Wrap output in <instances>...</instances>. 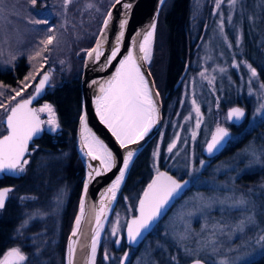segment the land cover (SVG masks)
<instances>
[{"label":"rangeland","instance_id":"obj_1","mask_svg":"<svg viewBox=\"0 0 264 264\" xmlns=\"http://www.w3.org/2000/svg\"><path fill=\"white\" fill-rule=\"evenodd\" d=\"M113 1L77 0L68 6L65 14L62 0H37L34 8L29 5L28 0H2L0 41L6 38L7 43L0 44V70L13 68L21 56H24L28 63L26 74L16 85L2 83L19 90L20 82L24 81L29 73L35 74L41 64V74L45 70L51 73L52 87L77 75L80 77L85 57L82 50H88L91 46L81 47L77 39L83 35H96L97 23ZM89 2L94 3L96 7L84 11ZM191 9L194 16L189 29L194 32L189 38L195 41L192 55H189L186 69L182 72H186L184 78L167 99L163 89L167 34L161 20L158 21L149 67L152 65L154 73L151 68L150 70L157 87L159 90L163 89V128L147 145V166L145 165L142 171L149 175V178L142 182L140 180L136 186V182H133L132 186L121 190L97 249L96 264H188L194 259H201L207 264H219L224 258L228 259L229 264H243L264 252V241L257 243L260 235H264V110L256 111L260 104L264 103V98L259 95V83L264 82V0H241L235 10L231 9L227 2L222 4L220 11L225 19L224 35L218 28L220 14L215 9L214 0H192ZM30 20H47L48 23H29ZM65 21L67 26L62 27ZM68 26L72 27V31ZM49 28L54 29V32H49ZM53 34L56 39L48 46L49 51L44 53L48 57L47 62L41 58L30 62L28 57L34 54L39 42ZM228 42H231V47ZM155 48L158 49L156 55ZM13 56L16 59L9 63ZM207 56L212 59H206ZM251 58L260 59L258 63L263 73ZM245 61L258 73V79H253L251 85L248 84L250 70ZM236 63H239L240 67H235ZM206 68L209 76H215L214 84L199 76ZM219 68H224L225 71L220 72ZM38 77L40 76L36 79ZM34 83L35 81L32 82L33 86L23 93V98L34 89ZM249 87L253 89L252 95H249ZM11 94L10 91H5L2 102L8 103ZM193 98L199 104L202 114L199 128L195 126ZM238 100L248 108L243 129L247 136L227 151L220 160L208 163L202 154L204 146L217 126H225L226 107ZM14 103L12 102V105ZM45 103L54 107L48 101L42 102L39 107ZM6 114L4 109H0V136L6 132L2 122ZM190 114L191 119H186ZM61 128L60 124L59 130L49 132L56 133ZM45 129L47 130V126ZM242 133L239 131L235 134L231 143L238 140ZM173 141H176V147L169 153L167 148ZM252 151L256 152V158L250 154ZM29 153H33V149H30ZM26 158L30 161L28 154ZM37 165L30 168L28 164L22 174L31 175V182L35 180L32 188L36 186L41 191L40 194L14 191L13 187L9 193V197L15 200L14 204L20 211L13 234L15 244L11 247L21 248L28 254L29 262L33 260L32 264H61L59 247L64 239L66 241L69 230L66 231L67 215L71 207L69 191L63 185L60 168L46 161H38ZM163 167L178 177H190L194 184L163 221L162 229L150 237L137 254L131 257L132 251L123 243L116 245L118 236L124 232L126 221L133 213V202L139 192L145 189L152 175ZM249 174H255V179L249 180ZM39 185L42 187L39 188ZM62 189L65 190V195L57 211L53 201ZM21 197L36 199L21 200ZM241 197L249 202L247 210L230 209L231 200ZM221 200H226V203L221 205ZM205 203H210L211 207H203ZM38 213H43V217L37 215ZM33 215H36V218L30 219ZM244 216H254L257 226L246 228L243 234L237 232L231 238L230 228H226L224 234L217 232L215 236H211L212 225H235ZM117 218L120 230L117 235H112L111 230ZM25 220H29V223L26 228H21ZM205 224L208 228L201 231ZM186 226L190 227L191 233L185 234ZM180 234H185L187 238L179 239ZM209 238L214 240L215 244L208 243ZM214 247L217 249L215 252ZM9 249L11 248L5 252ZM105 252L108 254L107 259ZM126 253L127 258L122 260ZM172 257H175V260Z\"/></svg>","mask_w":264,"mask_h":264},{"label":"snow or ice","instance_id":"obj_2","mask_svg":"<svg viewBox=\"0 0 264 264\" xmlns=\"http://www.w3.org/2000/svg\"><path fill=\"white\" fill-rule=\"evenodd\" d=\"M31 7H35L37 0H28ZM77 2V0H62L63 11L66 14L68 6ZM163 2V0H161ZM227 2L229 7L235 10L238 4H241V0H214L215 9L220 14V20L218 28L222 35H224V15L221 10V5ZM2 3V0H0ZM117 4H121V0H114L112 8ZM96 6L94 3L89 2L85 5L84 11H89L94 9ZM125 9H131L132 5L124 4ZM98 11V9H97ZM3 12V8L0 7V13ZM112 11L109 10L106 13V17L103 20V29H107L110 22L112 21ZM229 22L231 21V16L228 17ZM29 23H48L47 20H36L28 21ZM127 12L122 20L119 21V36L117 37L116 46L111 49L110 55L105 57V63L102 68L107 67L112 64V61L117 59L120 54V42L124 35V28L126 27ZM67 26V21L62 25V27ZM156 24L152 23L147 32L137 34V39L133 41L132 48L134 50H128L127 54L123 56L122 59L118 61V67L116 68L114 74L102 81H93V84L99 85L100 95L96 97L95 105L96 111L99 113V118L115 135L116 139L119 141L120 146L128 148L130 144L137 143L142 140L144 136L148 133L152 125L158 119L159 108L158 101L154 99L159 97V92L153 90L149 86V79L151 73L148 72V76H145V72L148 71L147 68H143L145 62H151L152 54V43L154 40ZM49 32H54V29L49 28ZM142 36V40L139 38ZM106 33L101 32L100 38L96 40L95 46L90 50H82L88 60L96 62L99 61L101 56L104 55L102 51L105 43ZM56 39L55 35H49L47 39L41 40L39 46L33 55L28 57L29 61L36 60L37 58L43 59L46 63L48 57L44 55L45 52L49 51L48 46L52 45ZM239 42V41H237ZM7 43L5 38L0 41V44ZM228 46L231 47V42H228ZM0 54H2V47H0ZM221 55H223L221 53ZM16 59L15 56L12 57V61ZM206 59H212L211 56H207ZM63 63V62H61ZM245 65L250 70V77L248 84L251 85L253 79H258V73L255 68H253L247 62ZM235 67H240L239 63L234 65ZM43 68V64L40 65V69ZM40 69L36 70L35 74L29 73L25 77L24 81L20 82L19 90L16 88H11L10 86L4 85L0 82V109H4L7 113L6 117L2 121L7 127V134L0 137V174H22L26 171V167L29 164V159L26 158V154L29 153V142L33 140L34 137H38L39 134L45 130L55 132L60 129V123L58 121L57 113L54 107L45 103L40 107H31L33 100L37 97L43 95L46 86H50L51 73L44 72L41 74ZM215 71V69H213ZM220 72H224V68H219ZM207 68L199 73V76L203 80H208L210 84L215 83V76H209L207 74ZM40 76V79L35 83L34 95H30L29 98H23V93L30 87L33 86L32 82L36 81V77ZM154 85V81L152 82ZM260 97L264 98V82L259 83ZM5 91H10L12 94L8 97V103H4V93ZM253 94V89L249 87V95ZM20 98V99H18ZM12 102H15L14 106ZM192 104L195 106L194 111L196 113V128H199L202 122V114L200 112V106L197 104L195 98L192 100ZM264 110V103L260 104L259 108L256 109L257 112ZM41 114H46L47 119H41ZM245 112L242 108L234 107L231 108L227 113V118L229 120H239L244 117ZM80 119V150L83 156L87 157L90 161H98L99 166L94 167L90 162L87 164L88 173L87 180L91 182L96 176H100L102 173L111 171L115 164V158L112 151L108 146L102 141L88 126V116L86 112H83ZM186 119H191V114L186 117ZM229 133L227 129L221 126H217L215 132L211 135V139L206 144V151L212 154L214 151H218L220 147H223V142L225 138L228 137ZM195 136V133H193ZM179 137H177V140ZM176 147V141H173L167 151L171 153ZM35 151V148L33 149ZM133 150H128L126 157L122 162V168L119 171V175L116 177L115 181L111 183L103 193L102 199L100 200L99 207L95 204L89 205L88 215L89 223L92 220L95 221V228L93 229V237L89 244H80L79 239L76 238L81 233V222L85 218V208L86 201L84 198L81 199L79 204V214L75 218L74 228L71 233L70 243L68 246V264H74V257L77 251V245L79 244L81 251L85 247L90 248V252L87 255L85 264H96V254L97 246L99 243L101 229L103 227V220L101 217L105 216L106 212L109 210V203L116 198L117 191L119 190L121 183L124 180L126 170L129 167L134 156ZM253 158H256V152L252 151L250 153ZM158 155V152L156 153ZM203 164V161H201ZM187 182L182 185L178 180L169 176L164 172H157L156 179L148 185L147 190L143 194V199L139 201V216L131 220L130 224L127 225V235L130 241H136L138 237L143 235V232L151 228L152 224L157 220L158 217L162 215V210L166 205L170 203L173 199V194L181 190ZM88 184L84 185V196L87 195ZM12 191L10 188L0 189V209L5 207L6 200L8 199L9 193ZM65 195V190H61L57 196L54 198V204L56 210L58 211ZM21 200H35V197H21ZM230 199V198H228ZM221 205L226 203V200L219 201ZM248 201L243 197L231 200L229 203L230 209H240L242 211L247 210ZM203 207H211L210 203H205ZM41 218L43 213H38ZM36 215L30 217V219H35ZM29 220H25L21 224V228H26ZM256 221L254 216H244L235 225L227 224H214L212 225L213 231L211 236H215L217 232L224 234L226 228H230L229 237L235 233L243 234L246 228L256 227ZM208 228L205 224L201 231ZM119 218L115 221V226L112 228V235H117L119 232ZM19 231V230H18ZM191 233L190 227L186 226L185 234ZM185 234H180L179 239H186ZM264 241V235H260L257 243ZM119 243V241H117ZM208 243L215 244V241L209 238ZM232 249H229L231 251ZM213 251H217L214 247ZM105 258H108L107 252H105ZM127 253L125 257L126 259ZM175 260V257H172ZM0 264H30L28 254L24 253L21 248L13 247L5 252L2 258H0ZM193 264H202L200 259H194ZM219 264H229L227 258L222 259Z\"/></svg>","mask_w":264,"mask_h":264},{"label":"trees","instance_id":"obj_3","mask_svg":"<svg viewBox=\"0 0 264 264\" xmlns=\"http://www.w3.org/2000/svg\"><path fill=\"white\" fill-rule=\"evenodd\" d=\"M191 4L192 0H165L160 12L158 21L160 22L161 20L167 34L165 72L163 75V89L165 92L168 90L169 93L174 92V84L182 76V72L187 65V59L189 55H192L191 50L195 41L189 38V35L192 36L194 32L191 28L189 29L194 16ZM104 15L97 23L96 35L102 24ZM68 27L72 31V27ZM199 31L198 29V34ZM198 34L196 32V35ZM96 35L90 37L83 35L82 37H78L77 42L81 47H90L94 43ZM155 49L154 54L156 55L158 49ZM251 59L255 66L263 73V69L259 67L258 63L260 59ZM150 68L153 71L152 65H150ZM27 70V60L24 56H21L16 60L13 68L0 70V82L14 86L24 77ZM44 98L54 105L62 128L56 133L45 131L39 139L35 140L31 146V149L35 148V151L29 155V165L30 168H34V166H38V161H46L61 169L63 185L69 191L68 196L71 204L69 215H67L68 223L70 222L69 227L66 219V231L69 229V232L77 213L84 180L83 165L75 150V134L82 105L79 75L57 83L47 91ZM165 98L167 99L168 97ZM147 148L148 146L135 159L122 191L130 185L132 186L133 182H136L134 183V186H136L140 180L142 182V180L145 181L149 178V175H145V172L142 171L145 165L147 166ZM247 178L249 180L255 179V174H249ZM33 182H31V175L28 174H22L19 177L5 175L3 178H0V184H11L14 191L40 194L41 191L36 186L34 189L32 188ZM41 187L39 185V188ZM14 202L15 200L9 197L3 211L0 213V255L7 248L15 244L13 234L14 228L20 218V211ZM60 254L62 256L61 264H65V239L59 247ZM31 261L33 262V260ZM243 264H264V252Z\"/></svg>","mask_w":264,"mask_h":264},{"label":"water","instance_id":"obj_4","mask_svg":"<svg viewBox=\"0 0 264 264\" xmlns=\"http://www.w3.org/2000/svg\"><path fill=\"white\" fill-rule=\"evenodd\" d=\"M164 2H165V0H163V2H161V0H121V4H117L114 8H112V5L114 3V1H113L111 3V5L109 6L108 10L106 11V13L109 10L112 11V17H113L112 21L110 22L107 29H103V24H101L99 31L96 35V38L94 40V43L88 49V50H90L95 46L96 40L100 38V33L103 31L106 33L105 43H104V46L102 49V51L104 52V55L101 56L100 60L96 61V62L88 60L86 55L84 57L83 67H82V71H81V75H80L82 105H81V111H80L79 117L81 116V114L83 112L87 113L89 128L102 141H104V143L112 151L113 156L115 158V164H114L113 168L111 169V171L106 172V173H102L100 176H96L95 179H93L91 182H88V180H87V173H88L87 164L90 162L94 167H98L99 162L98 161H90L87 157L83 156L81 153V150H80V128H81V125H80V119L78 117L76 134H75V150L78 154V157L81 160V163L83 165V170H84V180H83V187H82V191H81L80 201L82 198L85 199L86 208H85V218L81 222V233H82V235H79L78 237L72 238V239H79L80 244H89L90 245V241L94 235L93 229L95 228L96 225H95L94 220H92V222L89 223V215H88L89 205L95 204L97 207H99L100 200L102 199L103 193L105 192V190L108 187H110L111 183L114 182L116 177L119 175V171L122 168V162H123L124 158L126 157L127 151L133 150L135 154H134L131 162L129 163V167L126 170L124 180L121 183L119 190L117 191L116 198H115V200H113L109 203V205H108L109 210L106 212L105 216L101 217V219L103 220V227L101 229L100 240H99V243L97 246V249H98L100 242H101L103 232H104L105 227L108 223V220L110 219V217L113 213V210L116 206L117 199H118L119 194L123 188L125 180L127 179L128 172H129V169H130L132 163L135 161L137 156L142 152V150L157 136V134L159 133V131L162 127V122H163L162 95H161L159 88L156 85L154 76L150 70L148 62L144 63L143 68H147V70H148L145 72L146 77L148 76V72L151 73V77L149 79V86L153 88L154 92L155 91L159 92V97L154 96V99H157V101H158V108H159L158 119L152 125V127L150 128V130L148 131V133L144 136V138L142 140H139L137 143L130 144L128 146V148H124V147L120 146L119 141L116 139V137L112 133L111 129H109L107 127V125H105L103 123V121L100 120L99 113L96 111V105H95L96 97L98 95H100L99 85L93 84L92 82L93 81H102V80H106V79L110 78L114 74L116 68L119 66L118 61L120 59H122L124 55L127 54V51L128 50L137 51L136 49L132 48L133 41L137 39V34L147 32L152 23L156 24V28H155V35H156L157 24H158L160 12H161V9H162ZM129 3L132 5L131 9H125L123 7V5L129 4ZM126 12H127L128 23L123 30L124 35L121 38V42H120V54L117 56L116 60L112 61L111 65L102 68V65H104V63H105V57L110 55L111 49L116 46L117 37L119 36V32H120L119 21L124 18ZM106 13L104 15L103 20L106 17ZM155 35H154L153 41H155ZM139 39L142 40V36ZM263 52H264V47H263ZM45 72H49V71H45ZM185 74H186V72H184L182 74V76L178 80L177 85L182 81ZM39 79H40V77H39ZM153 81H154V85L152 83ZM51 85H52V83L50 81V86ZM50 86H46V89H45L43 95H41V96L37 97V99L33 100V104L31 105V107H37L35 102L44 96L47 88ZM34 94L35 93L33 91L30 95H34ZM30 95H28L24 98H29ZM14 104L12 106H14ZM234 107L242 108L245 112L244 117H242L239 120H235V119L229 120L227 118V113L231 108H234ZM6 115L4 116V118L6 117ZM225 117L229 122H235L237 124H241L247 118V108L243 105H240V104L229 105L226 109ZM4 118H3V120H4ZM41 119L46 120V117L43 114H41ZM5 127H6V125H5ZM221 127H224V126H221ZM225 129H227V128H225ZM45 131H46V129L44 131H42L38 137H34L33 140L29 142V146H28L29 151L31 149V145L35 142V140L39 139ZM227 131H228L229 135H228V137L225 138V141L223 142V147H220L218 151H214L212 154H209L206 151V144L211 139V136H210V138L207 140V142L204 146V149H203L204 155H206L207 157H216V156H219L220 154H222L227 149L226 146H227V143H228L229 138H230V131L228 129H227ZM214 132H215V130L213 131V133ZM6 134H7V127H6V132L4 134H2L0 137H2L3 135H6ZM26 156H27V154H26ZM158 172L167 173L169 176L178 180L182 185H184V182H187V184L185 186H183L181 190H178L177 193L173 194L174 198L171 199L170 203L165 206V208L162 210V215L157 218V220L152 224L151 228H149L147 231L143 232V235L141 237H138L137 240L133 242V241H130L128 239L127 225L130 224V222L133 218L139 216V210H138L137 214L132 216L127 221L126 226L124 228L123 236H124V241H125L126 245L138 247L143 242V240L146 238V236L152 231L156 222H158L161 219V217L170 209V207L173 205V203L178 198H181L187 192L189 187L191 186V178L190 177L177 178L173 173H171L170 171H168L166 169L160 170ZM5 175H10V176H14V177L20 176V174L8 173V174H0V178H2ZM156 176H157V173L153 176L150 183H152V181L154 179H156ZM85 183L88 184L86 197L84 196V185H85ZM2 188L12 189V186L6 185L3 187H0V189H2ZM147 188H148V186H147ZM147 188H146V190H147ZM8 198H9V196H8ZM142 199H143V197H142ZM80 201H79V204H80ZM78 214H79V206H78L75 218ZM75 218H74L73 224L71 226V229L66 236L65 255H64L65 264H68V259H67L68 258V246L70 243L71 233H72V230L74 228ZM121 238H122V234H120L118 236L117 241H119V243L121 241ZM119 243H117V245H119ZM89 252H90L89 247H85L83 249V251H81L80 246L78 244L77 245V251H76L75 257H74V264H85V260L87 259V255ZM201 261H202V264H207L205 261H203V260H201ZM188 264H193V261L189 262Z\"/></svg>","mask_w":264,"mask_h":264},{"label":"flooded vegetation","instance_id":"obj_5","mask_svg":"<svg viewBox=\"0 0 264 264\" xmlns=\"http://www.w3.org/2000/svg\"><path fill=\"white\" fill-rule=\"evenodd\" d=\"M185 69H186V67H185ZM45 71H47V70H45ZM44 71V72H45ZM43 72V73H44ZM42 73V74H43ZM39 79V77L36 79V81H35V83L37 82V80ZM180 79V78H179ZM178 79V80H179ZM35 83H34V87H35ZM177 83H178V81L177 82H175V84H174V90H176L177 88H178V86L180 85V84H178L177 85ZM181 83V82H180ZM53 84V83H52ZM50 87H52V86H50ZM50 87H48L47 88V90H46V93H47V91L48 90H50L49 88ZM34 91V89L31 91V93ZM160 92H161V95H162V102H163V89H161L160 90ZM31 93H29L28 95H30ZM46 93L44 94V96L42 97V98H40L38 101H36L35 102V104L37 105V108L39 107V105H41V103L42 102H47L48 100H46L44 97H45V95H46ZM166 95H165V97H167V96H169V90L168 91H166V93H165ZM49 102V101H48ZM233 104H240V105H243V106H245L244 104H243V102H241V100H238L237 102H234ZM228 107V106H227ZM227 107H226V109H227ZM246 107V106H245ZM247 108V107H246ZM226 112V111H225ZM45 117H46V119H47V115L46 114H43ZM225 115V114H224ZM247 115H248V108H247ZM246 121H244L243 123H241V124H237V123H235V122H229L227 119H226V124H225V128H227L229 131H230V138H229V141H228V143H227V146H226V150L222 153V154H220L219 156H216V157H207L206 155H204V153H203V151H202V154H203V156L205 157V160L206 161H208V163H213V162H215V161H217V160H220L223 156H224V154L227 152V151H229L231 148H233L235 145L237 146L238 145V143L239 142H241L242 140H243V138H245V136H247V132H245V131H243V129H244V127H245V123ZM162 128H163V124H162V127H161V130H162ZM240 131V133H242L241 134V136H240V138L238 139V140H236L235 142H233V143H231V140H232V137L235 135V134H237L238 132ZM210 138V137H209ZM208 138V139H209ZM229 143H230V145H229ZM34 144V143H33ZM32 144V145H33ZM134 163V162H133ZM133 163H132V165H133ZM132 165H131V167H132ZM131 167H130V169H131ZM130 169H129V172H130ZM163 169H166V170H168L167 168H161L160 170H163ZM168 171H170V170H168ZM129 172H128V174H129ZM171 173H173L177 178H182V177H178L174 172H172V171H170ZM155 175V174H154ZM154 175H152V178H153V176ZM8 176H10V175H8ZM4 177V176H3ZM2 177V178H3ZM12 177V176H11ZM14 177V176H13ZM152 178L150 179V181L147 183V185H146V187H144L145 189L142 191V192H139V194H138V196L136 197V199H135V201L133 202V213L131 214V216L127 219V221L132 217V216H134V215H136L137 214V212H138V210H139V201L142 199V197H143V194H144V192L146 191V188H147V186L149 185V183L151 182V180H152ZM193 180L191 179V187L193 186ZM6 185H11V184H0V187H3V186H6ZM12 186V185H11ZM13 187V186H12ZM190 187V188H191ZM121 193V192H120ZM188 193V191L181 197V198H178L174 203H173V205L170 207V209L161 217V219L158 221V222H156V224L154 225V227H153V229H152V231L146 236V238L143 240V242L138 246V247H135V246H130V245H126V243H125V241H124V236H123V234H122V238H121V241H120V243H119V245L121 244V243H123L128 249H130L131 251H132V254H131V257H134L136 254H137V252H138V250L141 248V246L150 238V237H152V236H154L155 234H156V232L159 230V229H162V227H163V221L164 220H166V218L168 217V215L174 210V207L180 202V200L184 197V196H186V194ZM120 195V194H119ZM117 200H119V197H118V199ZM118 202V201H117ZM3 211V209H0V213ZM127 221H126V223H127ZM126 225V224H125ZM116 245H117V243H116ZM119 245H117V246H119ZM13 246V245H12ZM9 248H13V247H9ZM8 249V248H7ZM6 249V250H7ZM5 254V251H3V253L0 255V258H2L3 257V255Z\"/></svg>","mask_w":264,"mask_h":264},{"label":"bare ground","instance_id":"obj_6","mask_svg":"<svg viewBox=\"0 0 264 264\" xmlns=\"http://www.w3.org/2000/svg\"><path fill=\"white\" fill-rule=\"evenodd\" d=\"M152 46H153V43H152ZM100 235H101V233H100ZM99 240H100V238H99Z\"/></svg>","mask_w":264,"mask_h":264}]
</instances>
